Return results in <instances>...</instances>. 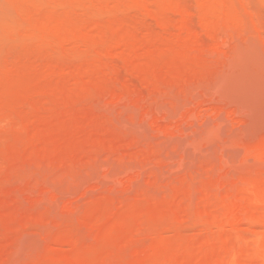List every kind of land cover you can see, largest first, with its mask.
Returning a JSON list of instances; mask_svg holds the SVG:
<instances>
[{
	"label": "rangeland",
	"instance_id": "obj_1",
	"mask_svg": "<svg viewBox=\"0 0 264 264\" xmlns=\"http://www.w3.org/2000/svg\"><path fill=\"white\" fill-rule=\"evenodd\" d=\"M179 4L0 65V264H255L228 220L264 217V15L222 45Z\"/></svg>",
	"mask_w": 264,
	"mask_h": 264
},
{
	"label": "bare ground",
	"instance_id": "obj_2",
	"mask_svg": "<svg viewBox=\"0 0 264 264\" xmlns=\"http://www.w3.org/2000/svg\"><path fill=\"white\" fill-rule=\"evenodd\" d=\"M167 1L169 0H0V65L3 62L9 60L8 58L11 56L13 57L14 55H21V54L23 55L26 53L36 51L37 47L32 44H28V42L30 40L36 39L38 36L44 33L45 34L54 33L58 35V37L63 38L65 40L63 35L65 31L64 24L73 17L78 16V17H84V19H86L90 16H97L99 15V13L112 12L115 9L118 10L121 7L129 4H136L145 7H153V6H158ZM261 5L262 6L264 5V0H180V4L177 6L176 10L179 13L181 12L183 16L184 15L188 16V17L185 16L188 18L185 21L186 22L188 20L190 21V22L188 21L187 24L195 25L194 24L195 21L193 22V19L197 18L196 20L199 21L198 25L213 30V32L216 30L214 35H217L216 33H219L221 39L219 41V38L218 39L215 38V41L216 42L217 40L219 42L223 41L222 42L223 45L228 43L230 44V42L228 41L230 40L229 38L231 37H228V35L232 36L231 41L233 38L236 39L238 36L242 38L244 41H246L248 37H249L248 40H250V36L254 35L255 37V35L256 36L263 35L260 32L258 33L257 31L262 30L264 32V25L261 26L260 24H256L259 27V29H257L256 31L255 26L254 27L252 25L250 26V23L253 22H249V20L258 22L263 18L264 15L263 7L257 8V6H261ZM192 22L193 24H191ZM223 27H228L229 31L228 28H226L227 30L225 29L226 30L225 32V30L222 29ZM252 27L253 29H251ZM96 28H99L97 22H92L89 25H84V35H86L87 33H89L90 31ZM210 30L208 31L210 32ZM221 30H224L225 33H220L223 32ZM248 30L250 31L252 30L251 32L253 31L256 32L253 33L252 35L250 32H247ZM194 32L197 31L195 30ZM244 32L245 33L247 32L248 34L250 33L251 35L249 34L250 36H248L247 34H245L247 36L246 38L245 36H243ZM239 33L241 34V36L239 35ZM222 34H224V36H222ZM233 34L235 35V37L236 34H238V36L235 38ZM244 37L246 39H244ZM226 39H229L227 40L228 43H226ZM22 41L26 43L20 44ZM49 43L50 46L52 45L59 46V45H63L64 41L57 38L55 39L54 42L50 41ZM231 45H233V43ZM232 47H234V45ZM232 51L236 53L234 49ZM237 54L239 55V53ZM238 58L241 59L242 56H238L237 59ZM66 181L64 182L67 183ZM228 223L229 225L230 223H232L235 229L243 228L245 230L246 232V236L244 235L245 238L244 236L242 238L239 236L241 239H243L242 245L244 246V248H246L245 246L251 248L250 252L253 253L251 255L257 258L255 264L256 263L264 264V217L254 216L248 210H240L239 213L231 217V222H229L228 220ZM235 251L234 252L230 251L232 253L230 254L229 258L226 257L228 260L227 261L225 260L226 261L225 264H240L239 263L240 261L238 259L239 256L237 254L242 252L237 253Z\"/></svg>",
	"mask_w": 264,
	"mask_h": 264
}]
</instances>
